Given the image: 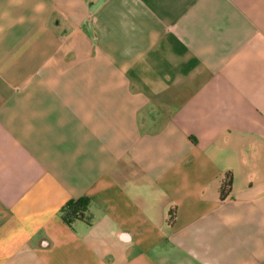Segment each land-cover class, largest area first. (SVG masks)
<instances>
[{"label": "crops", "instance_id": "crops-1", "mask_svg": "<svg viewBox=\"0 0 264 264\" xmlns=\"http://www.w3.org/2000/svg\"><path fill=\"white\" fill-rule=\"evenodd\" d=\"M0 264H264V0H0Z\"/></svg>", "mask_w": 264, "mask_h": 264}, {"label": "trees", "instance_id": "trees-1", "mask_svg": "<svg viewBox=\"0 0 264 264\" xmlns=\"http://www.w3.org/2000/svg\"><path fill=\"white\" fill-rule=\"evenodd\" d=\"M88 207V198L71 200L63 209V218L69 224H71L74 220L84 219L85 213L88 211Z\"/></svg>", "mask_w": 264, "mask_h": 264}]
</instances>
